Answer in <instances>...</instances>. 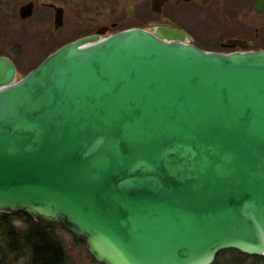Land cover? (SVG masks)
I'll list each match as a JSON object with an SVG mask.
<instances>
[{
  "label": "water",
  "instance_id": "water-1",
  "mask_svg": "<svg viewBox=\"0 0 264 264\" xmlns=\"http://www.w3.org/2000/svg\"><path fill=\"white\" fill-rule=\"evenodd\" d=\"M110 29L24 76L0 56V213L66 229L100 264L263 257L264 49L205 50L172 25Z\"/></svg>",
  "mask_w": 264,
  "mask_h": 264
},
{
  "label": "rangeland",
  "instance_id": "rangeland-1",
  "mask_svg": "<svg viewBox=\"0 0 264 264\" xmlns=\"http://www.w3.org/2000/svg\"><path fill=\"white\" fill-rule=\"evenodd\" d=\"M59 2L66 9L64 26L59 31H55L53 19H47L45 23L0 22V56L13 60L19 75H26L62 45L83 35H91L103 26L111 27L107 31V35H110L130 28L150 29L165 25L167 18L182 25L188 15L193 13V23L199 28L200 24L205 31H213L214 26L219 27L213 20L206 21L204 13L199 15L193 6L185 3L175 5L168 1L158 13L151 9L152 0H59ZM16 226L24 227L20 222H17ZM56 233L64 244L68 256L67 264H97L89 254L87 245L77 240L72 233L62 228H57ZM228 251L219 253L213 264H264V261L260 262L253 257H241L233 251ZM10 257L6 260L0 259V264H8ZM11 258L13 264L27 263L26 259Z\"/></svg>",
  "mask_w": 264,
  "mask_h": 264
},
{
  "label": "flooded vegetation",
  "instance_id": "flooded-vegetation-1",
  "mask_svg": "<svg viewBox=\"0 0 264 264\" xmlns=\"http://www.w3.org/2000/svg\"><path fill=\"white\" fill-rule=\"evenodd\" d=\"M258 1L259 0H170L168 3H173L175 5L185 3L193 6L199 15L202 13L205 14L203 15L206 17V21L210 22L209 19L213 20L215 25L219 27L216 28L214 26L212 29L213 31H205L203 30L204 27L202 24H200L202 28H199L198 25L193 23V13L188 15V18L185 20L186 22H183L182 25L173 23L168 18L166 19L165 25H172L176 28L184 29L188 33L190 43L205 50L224 53L235 51H259L264 49V12L256 11V4ZM26 7L29 8L30 16L24 17L21 11ZM58 8L64 9L65 21L66 9L61 5L59 0H0V22L45 23L47 19H53L55 24ZM196 12L194 18H196ZM62 27H55V31H59ZM86 36L89 35H83L73 41ZM231 40H235L236 44L233 45ZM38 222L46 227L54 228L55 230L58 228L56 226L44 224L41 221ZM75 238L85 243L83 240L77 237ZM10 260L13 264V259L11 257L9 261ZM9 261L8 264H10ZM95 263L100 264L96 261Z\"/></svg>",
  "mask_w": 264,
  "mask_h": 264
},
{
  "label": "trees",
  "instance_id": "trees-1",
  "mask_svg": "<svg viewBox=\"0 0 264 264\" xmlns=\"http://www.w3.org/2000/svg\"><path fill=\"white\" fill-rule=\"evenodd\" d=\"M20 222L24 227L18 228ZM241 257H252L230 250ZM229 251H222V253ZM26 259V264H67L68 256L64 244L54 228L46 227L23 213H0V259L8 257ZM260 262L264 257H255Z\"/></svg>",
  "mask_w": 264,
  "mask_h": 264
}]
</instances>
